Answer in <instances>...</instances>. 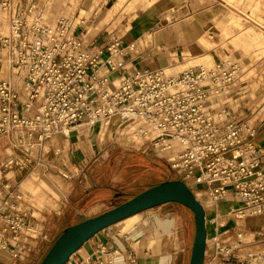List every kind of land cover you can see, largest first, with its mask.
Here are the masks:
<instances>
[{"label":"built area","instance_id":"2783aa9c","mask_svg":"<svg viewBox=\"0 0 264 264\" xmlns=\"http://www.w3.org/2000/svg\"><path fill=\"white\" fill-rule=\"evenodd\" d=\"M2 6L10 15L0 36V140L10 151L0 162V248L18 258V243L32 231L27 215L17 210L22 196L7 185L6 174L21 170L31 152L54 135L67 137L80 126L108 127L115 120L143 154L165 161L193 193H204L212 204L233 202L228 212L210 219L215 234L207 238L206 250L213 256L203 264L216 259L264 264V251L243 252L244 234L222 243L218 232L227 218L264 214V170L255 131L238 121L229 105L239 95L236 62L223 58L178 76L135 71L110 90L109 73L124 67L133 45L115 40L102 54L85 44L72 20L47 21L33 0L24 6L5 0ZM104 253L100 248L96 258Z\"/></svg>","mask_w":264,"mask_h":264},{"label":"crops","instance_id":"0c3cea01","mask_svg":"<svg viewBox=\"0 0 264 264\" xmlns=\"http://www.w3.org/2000/svg\"><path fill=\"white\" fill-rule=\"evenodd\" d=\"M4 1L0 0V36L10 15L2 6ZM12 1L24 6L29 0ZM33 2L43 9L47 20L48 11L55 15L63 8L64 0ZM48 3L51 7L46 11ZM77 7L73 18L60 17L55 22L72 20L85 44L102 54L115 40L123 46H134L133 52L123 58L124 67L109 73L110 90L135 71L178 76L209 68L223 58L236 62L240 67L235 87L239 95L229 105L238 121L255 131L253 142L264 170V0H78ZM122 145L143 155L142 146L125 136L115 120L108 127L80 126L67 137L52 136L31 152L21 170L9 171L5 176L7 185L21 194L17 210L27 215L32 231L18 243V258L12 257L9 248H0V264H38L65 228L88 217L78 212L90 216L112 208L129 171L119 161L113 166V156ZM9 151L7 142L0 140V162ZM90 162L93 164L83 177ZM62 173L72 179L63 178ZM79 179L82 182L78 183ZM194 194L205 195L199 191ZM201 202L210 239L215 234L210 219L215 213L228 212L233 202ZM152 209L102 230L65 264H188L194 236L193 220L189 222L191 212L183 206L168 213ZM181 216L185 224L178 223ZM218 232L222 243L231 242L238 233L249 237L255 245L243 252L264 250V244L259 243L264 242V214L240 221L227 218ZM4 239L10 241L9 235ZM102 247L105 253L96 258ZM212 256L208 247L204 262ZM212 264L222 262L216 259Z\"/></svg>","mask_w":264,"mask_h":264},{"label":"water","instance_id":"95a60500","mask_svg":"<svg viewBox=\"0 0 264 264\" xmlns=\"http://www.w3.org/2000/svg\"><path fill=\"white\" fill-rule=\"evenodd\" d=\"M170 203L183 206L192 213L194 236L188 264H203L207 245L205 209L192 190L180 180L160 182L119 205L102 209L97 215L65 228L39 264H65L85 242L102 230L146 210Z\"/></svg>","mask_w":264,"mask_h":264},{"label":"rangeland","instance_id":"374dc122","mask_svg":"<svg viewBox=\"0 0 264 264\" xmlns=\"http://www.w3.org/2000/svg\"><path fill=\"white\" fill-rule=\"evenodd\" d=\"M34 1L37 2V0H34ZM77 3H78V0H64L63 8H59L60 10L58 12H54L55 15L50 14V12L48 11L49 8L51 7L50 3H48L47 10H46V11H48L47 20L51 23H55V20L57 18H60V17L73 18L74 16H71L72 13H74V11L75 12L78 11ZM63 9H66L67 11L63 12L62 11ZM138 145H140V144H137V146ZM119 148H120L119 149L120 151H118L115 154V156H113V166H115V163L117 161H119L121 166L123 168H128L129 171L127 173L128 176L126 177L127 178L126 181L124 183L120 184V187H122L119 190V192H121V196L119 197V200L117 202H115V205H113L112 207L119 205L120 203L130 199L131 196L138 194L139 192L147 189L148 187L162 181L161 179H166V178L171 177V175H173V172H172V174H169V175L167 174L166 176L162 174L163 172H166V170L168 171V167L165 164L161 163L160 161H158V162L155 161L156 163H154V165L147 162V164L144 166V163H142V162L147 160V158L153 159V156H147L145 154H143V155L138 154L134 151V149L131 148V146H129V147L121 146ZM123 148H126V150H123ZM120 152H123V153H120ZM141 152H142V150H141ZM122 154H125V156L121 159L120 157H122ZM117 155H118V157H117ZM128 155H134L135 156L133 158L134 161L131 163V164H133V166L125 164L126 156H128ZM159 173L161 175H159ZM195 197L197 198L198 201H204L203 196H201L199 194L195 195ZM181 208H182V206H180V205L170 203L167 205H163V206L154 208L151 211H159L161 213L162 212L168 213V212L174 211L175 209L181 210ZM92 216H95V214H92L88 217H92ZM191 216H189L190 224H192V220H193V217H191ZM88 217H86V218H88ZM185 222H186V220L181 216L178 223L185 224ZM250 240L251 239H249V237H246L245 242H247V244L244 245V248H250L253 245H255L253 243H250ZM259 243L264 244V242H259ZM258 251H264V250L261 249Z\"/></svg>","mask_w":264,"mask_h":264},{"label":"trees","instance_id":"16d2710c","mask_svg":"<svg viewBox=\"0 0 264 264\" xmlns=\"http://www.w3.org/2000/svg\"><path fill=\"white\" fill-rule=\"evenodd\" d=\"M117 157H118V155H117ZM135 156L134 155H128V156H126V160H125V164H128V165H132L133 166V164H131L134 160H133V158H134ZM141 161V160H140ZM158 162V161H160L161 163H163V164H165L167 167H168V171L166 170V172H163L162 174L163 175H169V174H172V172H171V170H170V167H169V165L165 162V161H163V160H161V159H158V158H155V157H153V159H148L147 158V160H145L144 162H142V163H144V166L147 164V162L148 163H150V164H153L154 165V163H156V162ZM159 175H161L160 173H159ZM162 181H160V182H163V181H167V180H176V178H175V176L174 175H171V177H169V178H166V179H161ZM160 182H158V183H160ZM158 183H156V184H158ZM156 184H154V185H156ZM153 186V185H152ZM151 187V186H150ZM149 188V187H148ZM136 195V194H135ZM135 195H133V196H135ZM133 196H131V197H133ZM130 197V198H131ZM192 214V213H191ZM48 251V249L45 251V253H44V255L46 254V252ZM44 257V256H43ZM42 257V258H43ZM42 260V259H41Z\"/></svg>","mask_w":264,"mask_h":264},{"label":"bare ground","instance_id":"6f19581e","mask_svg":"<svg viewBox=\"0 0 264 264\" xmlns=\"http://www.w3.org/2000/svg\"><path fill=\"white\" fill-rule=\"evenodd\" d=\"M170 224V223H169ZM53 243V242H52ZM52 245V244H51Z\"/></svg>","mask_w":264,"mask_h":264}]
</instances>
